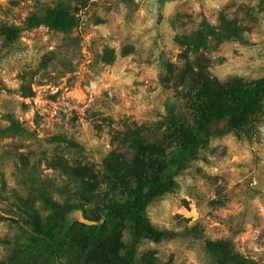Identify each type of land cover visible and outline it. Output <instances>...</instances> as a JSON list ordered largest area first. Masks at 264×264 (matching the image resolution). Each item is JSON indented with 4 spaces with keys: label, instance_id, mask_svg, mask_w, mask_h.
<instances>
[{
    "label": "rangeland",
    "instance_id": "rangeland-1",
    "mask_svg": "<svg viewBox=\"0 0 264 264\" xmlns=\"http://www.w3.org/2000/svg\"><path fill=\"white\" fill-rule=\"evenodd\" d=\"M48 7L64 11L67 31L37 26L10 46L0 36V261L128 264L132 221L121 206L134 196L104 176V156L119 154L124 174L141 158L144 171L152 161L141 149L175 147L168 120L193 125L210 102L233 106L264 80V0H0V25L21 28ZM7 117L27 134L8 132ZM225 126L205 125V148L183 170L159 159L177 188L144 215L177 236L142 240L133 264H218L205 248L217 239L264 264V98L240 136ZM56 135L82 148L47 141ZM115 206L122 212L110 221ZM24 211L55 232V245ZM30 241V255L8 261Z\"/></svg>",
    "mask_w": 264,
    "mask_h": 264
},
{
    "label": "trees",
    "instance_id": "trees-1",
    "mask_svg": "<svg viewBox=\"0 0 264 264\" xmlns=\"http://www.w3.org/2000/svg\"><path fill=\"white\" fill-rule=\"evenodd\" d=\"M164 1L171 0H158L159 5L161 6ZM67 20L62 9L58 7H48L44 10L42 15L31 14L27 16L21 28L0 25V36L4 38L5 44L10 46L16 41L21 31L30 30L37 26L43 25L55 31H67L70 28V23ZM263 98L264 80H261L243 91L237 98L236 104L233 106H224L219 102H210L207 108L209 112L207 118L203 120L197 119L194 121L193 125L186 124L179 120H168V129L174 133L176 141L173 151H169L168 154H165V150L170 149V147L167 146L168 149L166 148L153 156L152 154L154 153L147 149L140 150L142 152L141 157L151 160L152 163L155 162L156 167V173L150 180L151 187L146 190L142 189L140 185L141 182L138 179L142 178V172L148 175L150 169H153L152 163L148 164L144 171H140L139 166L141 158H134L130 164L131 168H128L129 172L124 174L122 173L121 165L118 166L114 163L116 157L121 158L119 154H115L111 151L104 156L102 160L104 176L109 175L113 179H118L123 187L129 189L134 196V199L130 203L121 206L126 209L132 221L133 241L128 251L130 255L128 264H133L136 248L142 240L147 239L153 243H160L163 241H171L177 236V233L174 231L149 224L144 215V207L146 205L168 197L173 194L177 188L175 180L167 172V166L162 165L159 159L163 158L167 160L168 163H172L177 170H183L190 162L196 160L199 152L205 148L206 142L203 135L204 127L208 122L225 118L226 126L223 132L240 136L246 128L254 125L256 115L261 111V101ZM7 120L9 122L7 127L8 132L13 135L27 134V131L19 126L11 117H7ZM47 141L49 143L65 144L71 148H82L78 142L72 139H66L60 135L49 137ZM134 142L140 144L137 141ZM153 158H156L155 161L152 160ZM131 179L135 181H131ZM121 207H112L109 215H107L110 221L117 220L122 212ZM24 216V222L34 234L46 235L50 243L53 245L56 244L57 238L55 232H49L48 227L41 223L40 217L37 214L24 211ZM110 223L109 225H111ZM36 246L37 242L35 241L25 243L20 250L14 252L8 261L14 263L18 259L23 258L26 253L30 255ZM63 247L65 248L64 245ZM205 248L216 255L218 264H252L251 261L241 258L233 251V245L230 240L217 239L207 241L205 243ZM64 250L66 251V248ZM0 264H3V262L0 261Z\"/></svg>",
    "mask_w": 264,
    "mask_h": 264
}]
</instances>
